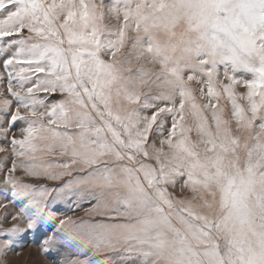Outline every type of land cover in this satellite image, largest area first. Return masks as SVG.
I'll list each match as a JSON object with an SVG mask.
<instances>
[{"label": "snow or ice", "instance_id": "6c2138e0", "mask_svg": "<svg viewBox=\"0 0 264 264\" xmlns=\"http://www.w3.org/2000/svg\"><path fill=\"white\" fill-rule=\"evenodd\" d=\"M30 243L264 264V0H0V264Z\"/></svg>", "mask_w": 264, "mask_h": 264}, {"label": "rangeland", "instance_id": "374dc122", "mask_svg": "<svg viewBox=\"0 0 264 264\" xmlns=\"http://www.w3.org/2000/svg\"><path fill=\"white\" fill-rule=\"evenodd\" d=\"M29 252L33 254V257L35 258V260L39 261L40 264H65V260L68 257V253L64 251H60V252H54L50 258L45 259L42 255L38 254L35 244H32V243H30L28 248H26L25 251L22 253L23 257L27 258Z\"/></svg>", "mask_w": 264, "mask_h": 264}]
</instances>
